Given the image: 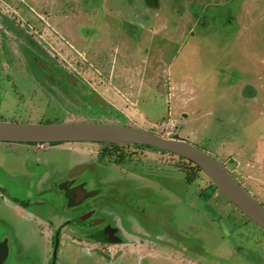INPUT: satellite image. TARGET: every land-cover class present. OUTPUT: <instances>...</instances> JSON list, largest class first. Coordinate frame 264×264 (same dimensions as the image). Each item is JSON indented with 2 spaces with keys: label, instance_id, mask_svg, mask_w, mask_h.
Here are the masks:
<instances>
[{
  "label": "rangeland",
  "instance_id": "obj_1",
  "mask_svg": "<svg viewBox=\"0 0 264 264\" xmlns=\"http://www.w3.org/2000/svg\"><path fill=\"white\" fill-rule=\"evenodd\" d=\"M133 1L0 0V122L19 125L91 122L130 127L131 123L125 117L111 114L109 107L101 108L87 100L88 84L83 78H80L78 92L71 88L65 91L59 89L60 86H68L63 80L59 86L54 83V73H63V76L77 72L84 76L91 74L84 64L72 60L69 46H56L60 43L56 42L60 36L55 35L54 31H60L61 28L75 29V26H78L77 21L88 27L86 24L92 22L96 16L94 9L98 13L93 21L96 26L98 22L104 26L107 18L109 26L113 27L119 24L115 22L118 15L126 18L133 8L142 11L140 15L147 24L150 22V12H191L189 16L192 18V27H196L197 21L202 18L204 23L199 29H193L195 33L189 31L188 34H181L174 45V51L170 52L176 73L185 76V79L179 81L194 86V97L189 99L190 102L185 108L188 120L182 118L179 129L176 128V132H180L178 138L185 139L203 151L217 152L214 156L219 158L218 160L226 159L224 164L228 170L264 206V179L258 174L264 170V22L259 21L264 19V2L259 1L258 6H262L259 12L254 9L256 0H244V3L238 6L246 10L247 14L248 11L251 14L256 11L252 16L257 23L254 27L250 26L253 33L242 31L238 33V38L234 39L235 35L230 38V33L221 32L222 27L233 25L229 19L223 21L222 14L225 13L231 20L234 18L236 23L235 12L240 9L234 2L238 0L229 3L230 5V0H136L134 7L131 5ZM101 4L108 5L109 12L97 6ZM110 9L118 10L111 14ZM204 13H207V16H204ZM111 15L113 17H110ZM97 19L100 20L96 22ZM161 19L158 18L156 22H168V19ZM135 22L142 23V20L137 19ZM67 34L63 35V39H66L63 43L71 42L69 32ZM258 55H261L262 62L249 61L258 58ZM38 60L50 67V72H42L38 67ZM229 64L235 68L227 71V76L220 75L217 66L225 68ZM239 72L245 73L244 78L247 75L250 80L251 75L257 79V75L262 74V82H256V87H260L258 89L261 93L263 86L259 101L245 102L241 99L242 94L250 98L255 88L242 90L245 83H239L236 87L235 83L242 79ZM150 100L145 98L143 105L141 104V110L148 123L165 121L160 125L163 129H156L154 132L166 138H173L169 133L173 123L169 122L171 105L167 107L163 99L157 102ZM221 140H229L236 152L242 151L239 155L243 159H250L251 168L247 170L243 167V160H229L227 154L219 149ZM91 144L94 145L82 144L77 150L84 155H90L92 159L101 157L104 161L118 160L121 164L137 167L139 172L152 174L153 179L159 183L147 185H157L162 196L164 192L169 194L162 197L167 200H162L160 204L165 214L157 217L155 222L151 219L152 228L149 230L153 241L158 242L155 243L160 250V253L156 254L157 261L147 259L143 263H134L129 258L120 264H264V231L230 203L205 174L200 173L197 181L189 185L187 172L182 169L195 168L194 165L178 156L151 147ZM52 145L49 150L36 152L30 149V145L0 143V158L10 165L9 172H12L9 175L0 172L2 188L12 191L14 197L29 199V191L36 186L38 178V175L31 173L42 174L36 171L38 156L51 160V166L56 170L69 174L75 172L77 169L74 167L73 150H64L59 143ZM241 146L244 147L239 150L238 147ZM65 147L71 148V145L67 143ZM56 148L60 149L55 150ZM25 159H28L25 162L29 168L28 174L27 169L24 170ZM254 159L261 160L262 165L255 163ZM43 163H46V160ZM150 181L156 182L151 179ZM46 198L56 203L55 197ZM148 205L149 203H139L136 207L143 210ZM4 216L0 211V219H8L9 227L14 229L17 224L7 214ZM166 218L169 220L167 226H164ZM21 229L25 232L22 233ZM18 231L21 236H25L27 232L32 235L27 226L18 228ZM29 240L30 242L22 239L25 243L23 250L32 262L36 252H45V246L39 240ZM100 240L105 241V235ZM168 245L169 250L166 251L163 247ZM8 257L5 244L0 243V264H7ZM55 262L56 258L54 264ZM91 263L92 258L84 256L82 264Z\"/></svg>",
  "mask_w": 264,
  "mask_h": 264
},
{
  "label": "crops",
  "instance_id": "obj_2",
  "mask_svg": "<svg viewBox=\"0 0 264 264\" xmlns=\"http://www.w3.org/2000/svg\"><path fill=\"white\" fill-rule=\"evenodd\" d=\"M3 1L11 2V0ZM233 1H228V5ZM259 1L256 0L254 6L257 12L262 7L258 6ZM261 1L264 2V0ZM242 2L244 3V0H238L234 4L238 7ZM136 4V0L131 2L133 7ZM97 6H100L103 11H108L106 4ZM114 10L118 9H112V11L110 9L111 14L116 12ZM137 10V8H133L131 13L126 16L127 19L118 15L115 22L119 24L113 27L109 26L107 18L104 26H101L99 22L96 26L93 21L97 18L98 13L94 9L96 13L94 16H96L92 22L87 23L86 21L88 27H84V24L77 21L78 26H75V29L61 28L60 31H54L55 35L60 36L56 41L60 43L56 46H69L72 60H77V63L81 62L91 72L85 76L78 72H72L71 75L67 73L73 81L80 82V78L86 81L89 102H93L101 108L109 107L108 110L111 114L125 117L131 123V127L154 132L156 129L162 130L160 125L165 121L157 124L148 123L141 110V104L145 98H150L151 102L163 99L167 107L169 104L171 105L169 122L173 123L169 133L174 136L172 139H179L180 132L179 130L176 132V128L179 129L182 118L188 120V112L185 108L190 102L189 99L194 97L192 94L194 86L188 85L185 81H179L185 79V76L176 73L174 59L170 52L174 51V45L177 44V39L181 34L183 35L185 32L188 34L189 31L195 33L193 29H199L204 23V19L199 20L201 22L197 21L198 25L192 27V18L189 16L191 12L171 14L166 11H154L149 13L150 22L147 24L145 21L143 22L140 15L142 11ZM41 11L43 10L41 9ZM256 11L252 14H255ZM252 14L250 11L247 14L244 9L237 10L235 12L236 23H234V18L231 20L223 13V21L229 19L233 25L222 27L221 32L230 33V38L235 35L234 39H237L238 33L242 31L243 33H253L250 26L254 27L257 21L253 20ZM203 15L207 16V13ZM158 18H162L161 21L168 19V22L158 24L156 22ZM137 19L142 20V23L135 22ZM98 20L100 19H97L96 22ZM259 21L263 23L264 19ZM262 29L264 30V27ZM67 32L71 36V42L63 43L66 40L63 39V35H68ZM169 41L172 42L171 45ZM260 58L261 55H258V58L249 61L262 62L264 58ZM222 67L217 66L220 75L224 76H227V71L235 68L232 64L226 65L225 68ZM245 71L247 70L245 69ZM239 75L242 79L235 83L236 87L239 83H245V88L242 90L255 88L250 98L246 94H242L241 99L245 102L259 101L258 99L262 97L263 86L261 93L258 89L260 87H256V82H262V74H258L257 79L251 75V80L247 75L244 78L245 73L243 72H239ZM221 141L219 149L227 154L229 160L234 162L237 159L243 160L242 166L247 170L251 168L250 159L246 157L243 159L239 155L242 151L238 152L237 150L236 152L229 140ZM11 144L30 145L32 146L30 149L42 152L35 144ZM64 144L67 146V143L59 144L63 147L62 149L73 150L72 157H75L74 167L77 170L70 174L56 170L51 166V160L41 159L38 156L36 171L42 172V174L31 173V175H38V178L36 186L29 191V199L23 200V198L14 197L12 191L4 190L0 178V211L3 216L7 214L17 224L15 227L17 231H15V228L9 227L8 219H5L6 221L0 219V243L5 244L7 256L9 254L7 264H54L55 258V264H82L84 256L92 258L91 264H120L129 258L134 263H143L147 259L157 261L156 254H159L160 250L155 243L158 242L153 241L149 230L152 228L151 219H154L155 222L157 217L165 214L160 204L162 200H167L162 197L169 194L164 192L165 196H162L157 185L149 187L147 184L153 186L159 181L153 179L152 174L137 171V167L121 164V161L118 162V160L115 162L110 159L104 161L105 159L101 157L92 159L90 155H84L77 150V147H81L82 144H94L68 143L71 148L65 147ZM51 146L53 145L51 144L46 150H49ZM243 147H238V149L242 150ZM216 153L211 152L213 156L217 155ZM27 160L23 161L24 170L27 169L26 174L30 173L25 163ZM44 160L46 163H43ZM224 160L218 161L236 179L225 166ZM254 161L262 165L261 160L254 159ZM72 162L73 158L69 164L72 165ZM9 166L0 158V172H5V175L12 174L9 172ZM258 174L264 179V170L259 171ZM150 179L156 182L152 183ZM240 184L242 185V183ZM250 194L252 195V193ZM51 196L56 198V203L46 198ZM156 199L157 201H154ZM152 201L154 202L150 204ZM139 203H149V205L142 210L136 207ZM167 220L169 218L164 219V226H167ZM154 222L153 224L156 226ZM26 226L31 230L32 235L27 232L25 236H21L18 228ZM21 231L25 232L23 229ZM104 235L108 236L111 241L100 240L104 238ZM24 238L29 242V239L39 240L45 246V252H36L33 260L30 258L32 262L28 260V255L23 250L25 243L22 239ZM163 248L167 251L169 245ZM73 254L75 255L71 256Z\"/></svg>",
  "mask_w": 264,
  "mask_h": 264
},
{
  "label": "water",
  "instance_id": "obj_3",
  "mask_svg": "<svg viewBox=\"0 0 264 264\" xmlns=\"http://www.w3.org/2000/svg\"><path fill=\"white\" fill-rule=\"evenodd\" d=\"M0 143H109L151 147L198 167L250 221L264 231V206L209 152L180 139L166 138L136 127L102 123L19 125L0 122ZM105 241H111L105 236Z\"/></svg>",
  "mask_w": 264,
  "mask_h": 264
},
{
  "label": "flooded vegetation",
  "instance_id": "obj_4",
  "mask_svg": "<svg viewBox=\"0 0 264 264\" xmlns=\"http://www.w3.org/2000/svg\"><path fill=\"white\" fill-rule=\"evenodd\" d=\"M37 63H38V67H39V69L42 71V72H44V73H48V72H50V67H46L47 65H44L42 62H40L39 60L37 61ZM55 74V79L53 80L54 81V83L57 85V86H59V84L61 83V81L63 80V81H65V84L66 85H68V86H65V87H63V86H60V88L59 89H61V90H64L65 91V89H67V88H71V89H73V91H79V82H76V81H73V80H71L70 79V77L68 76V75H66V74H64V76H63V73H62V75H60V74H57V73H54ZM47 75V74H46ZM48 76V75H47ZM67 83H69V84H67ZM80 94V93H79ZM81 95V94H80ZM93 98V97H92ZM90 103H93V102H90ZM95 104V103H94Z\"/></svg>",
  "mask_w": 264,
  "mask_h": 264
},
{
  "label": "trees",
  "instance_id": "obj_5",
  "mask_svg": "<svg viewBox=\"0 0 264 264\" xmlns=\"http://www.w3.org/2000/svg\"><path fill=\"white\" fill-rule=\"evenodd\" d=\"M190 163V162H189ZM193 165V163H190ZM195 168H190V167H184L182 170L184 172H187V182L189 185H193L197 179L199 178V174L200 173H203L198 167H196L194 165ZM204 174V173H203ZM212 183V182H211ZM213 184V183H212ZM214 185V184H213ZM216 187V186H215ZM217 190H219L217 187H216ZM220 191V190H219ZM221 192V191H220ZM222 193V192H221ZM226 197V196H225ZM230 202V201H229ZM231 203V202H230ZM239 210V209H238ZM240 211V210H239ZM241 212V211H240ZM242 213V212H241ZM243 214V213H242ZM245 216V215H244ZM246 217V216H245ZM247 218V217H246ZM248 219V218H247ZM249 220V219H248ZM250 221V220H249ZM252 222V221H250ZM253 223V222H252Z\"/></svg>",
  "mask_w": 264,
  "mask_h": 264
},
{
  "label": "built area",
  "instance_id": "obj_6",
  "mask_svg": "<svg viewBox=\"0 0 264 264\" xmlns=\"http://www.w3.org/2000/svg\"><path fill=\"white\" fill-rule=\"evenodd\" d=\"M35 145L39 150H46L50 147L51 144L40 143Z\"/></svg>",
  "mask_w": 264,
  "mask_h": 264
}]
</instances>
